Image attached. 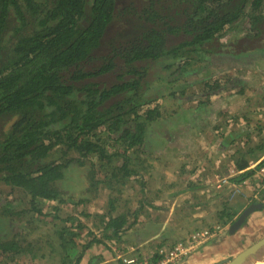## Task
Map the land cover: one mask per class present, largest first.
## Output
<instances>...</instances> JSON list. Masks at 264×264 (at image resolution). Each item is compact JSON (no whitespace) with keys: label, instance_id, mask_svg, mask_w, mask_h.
<instances>
[{"label":"trees","instance_id":"trees-1","mask_svg":"<svg viewBox=\"0 0 264 264\" xmlns=\"http://www.w3.org/2000/svg\"><path fill=\"white\" fill-rule=\"evenodd\" d=\"M263 11L264 0H0L1 188L23 191L33 208L86 207L89 194L58 186L82 166L88 190H108L116 208L149 127L165 122L152 98L165 99L163 86L206 54L230 51L218 42L226 28L247 20L258 29ZM9 218L0 211V264H21ZM106 218L105 238L127 225L123 215Z\"/></svg>","mask_w":264,"mask_h":264},{"label":"crops","instance_id":"crops-1","mask_svg":"<svg viewBox=\"0 0 264 264\" xmlns=\"http://www.w3.org/2000/svg\"><path fill=\"white\" fill-rule=\"evenodd\" d=\"M257 27L228 30L218 42L230 45V51L211 53L224 61L223 74L230 81L223 99L211 96L208 110L198 111L204 117L195 119V124L199 128L207 117L210 126L219 127L223 135L211 129L209 137L207 133L180 139V147L166 151V160L173 161L174 156L177 168L163 164L158 180L148 174L158 166L147 161L152 158L154 163L156 153L140 154L136 165L140 174L132 175L124 187L143 189L146 185L148 189L142 198L130 200L134 202L128 208L115 211L113 217L125 216L127 225L116 236L108 239L104 234L101 243L84 250L86 258L79 264H122L121 254L149 257L158 249L187 241L194 231L216 227L220 231L182 261L221 264L264 237V180L258 174V168L264 167V24ZM216 179H226L227 184L215 183ZM255 203L261 208L229 234L233 221Z\"/></svg>","mask_w":264,"mask_h":264},{"label":"rangeland","instance_id":"rangeland-1","mask_svg":"<svg viewBox=\"0 0 264 264\" xmlns=\"http://www.w3.org/2000/svg\"><path fill=\"white\" fill-rule=\"evenodd\" d=\"M128 23L134 28L132 21L129 20ZM13 25L14 21H10L9 27ZM242 25H248L247 20L244 24L239 22L235 32ZM116 31L117 28L111 25L110 32ZM216 58L212 54H206L201 61L194 63L178 82L163 86L166 92H162L161 95H163L162 97L167 95L165 99L156 100L155 97L152 98L155 101L150 107L158 106L161 121L165 119V122H160L159 127H156V125L155 127H149L145 140L148 142L141 147L142 152L156 153L153 154L156 158L153 159L154 163L152 158L147 159L149 163L152 162V165L158 166L154 170L153 168L149 169V177L153 176L155 180H158L163 172L162 165L166 163L170 167L172 166L174 170L177 168L174 156L173 161L166 160L169 155V152L166 153V151L180 147L182 143L180 139L183 140L186 135L189 138L193 135L199 136L202 134L203 136L208 133L207 137H209V130L211 131V129L216 132L217 136L221 137L223 135L219 127L212 128L210 126L207 117L204 119L206 123H201L199 128L195 124V119L204 117L199 115L198 111L208 110L211 96L223 97L224 87L230 81V76L223 74L224 61ZM170 86L176 92H172ZM102 135H105V133ZM187 146H189V142L186 144ZM116 149L121 150V147L117 145ZM56 154L62 156L59 152ZM128 154L127 157L130 158L136 156L138 149ZM139 160H131L132 168L135 169L132 171H136ZM182 167L184 168L185 165L183 164ZM83 169L82 166H70L66 174L68 180L65 179L58 186H62L60 188L63 193H70L67 188L71 186L77 191L79 189L83 194H89V203L86 207L38 200L36 201V207L33 208L29 203V198L23 191L1 188L0 186V211L5 209L10 217L6 219L7 226L5 228L11 235V239L16 241L23 249L16 257L18 262L21 264H75L78 255L82 252L78 262L82 263L86 258L84 255L86 251L84 252V250H90L87 248L96 244L95 240H103L108 220L106 217L114 215L115 211L128 208L134 202H129L130 200H136L138 197L142 198L141 193L148 189L146 185L143 189L142 186L133 188L118 185L121 192L116 202V208L113 209L108 203L109 198H107L112 193L98 187V192L94 195V191L88 190L90 186H93V182L90 180V175L86 174ZM137 174L140 173L137 171ZM141 176L143 177V175ZM98 178L102 179V175H98ZM128 183H130V179ZM135 183L137 184V182ZM88 191H91L93 196ZM115 195L116 193L113 194V196ZM37 210L40 212H37ZM106 212H109L107 216H105Z\"/></svg>","mask_w":264,"mask_h":264},{"label":"built area","instance_id":"built-area-1","mask_svg":"<svg viewBox=\"0 0 264 264\" xmlns=\"http://www.w3.org/2000/svg\"><path fill=\"white\" fill-rule=\"evenodd\" d=\"M258 174L264 180V167L258 168ZM215 183L227 184V180L216 179ZM219 231L220 227H216L213 231L209 229L194 231L190 234L187 241H180L169 248L158 249L149 257H140L138 255L123 256L121 254L118 259L122 264H177L195 252L198 246L205 243Z\"/></svg>","mask_w":264,"mask_h":264},{"label":"water","instance_id":"water-1","mask_svg":"<svg viewBox=\"0 0 264 264\" xmlns=\"http://www.w3.org/2000/svg\"><path fill=\"white\" fill-rule=\"evenodd\" d=\"M15 119V118H13ZM11 123V122H10ZM8 123V125L10 124ZM261 204H251L249 205L244 211L233 221V223L228 228V233L233 235L236 231H238L244 222L246 221L247 217L255 210L260 209ZM195 254V252L191 253L187 257H191V255ZM187 257L185 260H187ZM188 258V259H189ZM264 261V237L260 240L256 241L248 248L244 249L236 256H234L230 260H226L221 264H257L259 262ZM185 261H180L177 264H184Z\"/></svg>","mask_w":264,"mask_h":264},{"label":"flooded vegetation","instance_id":"flooded-vegetation-1","mask_svg":"<svg viewBox=\"0 0 264 264\" xmlns=\"http://www.w3.org/2000/svg\"><path fill=\"white\" fill-rule=\"evenodd\" d=\"M262 8H263V7H262ZM263 12H264V11H263ZM263 12H262V14H263ZM239 22H241V24H244L243 21H239ZM245 23H246V22H245ZM238 24H239V23H238ZM236 26H237V24L233 25L230 29L226 28V30L224 31V33H223V35H222L221 38H225V36H226V32H228V30H232V29H234V31H235ZM225 45H226V44H225Z\"/></svg>","mask_w":264,"mask_h":264},{"label":"bare ground","instance_id":"bare-ground-1","mask_svg":"<svg viewBox=\"0 0 264 264\" xmlns=\"http://www.w3.org/2000/svg\"><path fill=\"white\" fill-rule=\"evenodd\" d=\"M257 264H264V261H262V262H259V263H257Z\"/></svg>","mask_w":264,"mask_h":264}]
</instances>
